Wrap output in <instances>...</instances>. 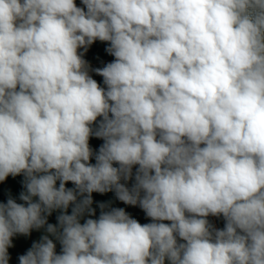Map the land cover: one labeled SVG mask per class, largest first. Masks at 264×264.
Masks as SVG:
<instances>
[{
    "label": "clouds",
    "instance_id": "clouds-1",
    "mask_svg": "<svg viewBox=\"0 0 264 264\" xmlns=\"http://www.w3.org/2000/svg\"><path fill=\"white\" fill-rule=\"evenodd\" d=\"M81 2L0 0V181L26 189L0 203V264L45 226L61 253L44 235L19 264H264V0ZM97 40L115 57L104 88L78 53ZM113 189L152 222L81 223Z\"/></svg>",
    "mask_w": 264,
    "mask_h": 264
},
{
    "label": "trees",
    "instance_id": "trees-1",
    "mask_svg": "<svg viewBox=\"0 0 264 264\" xmlns=\"http://www.w3.org/2000/svg\"><path fill=\"white\" fill-rule=\"evenodd\" d=\"M76 5H81V0H75ZM109 42L103 41H95L93 44V48L89 50H85L82 52L81 56L86 63H92L96 65V69L104 68L108 63L114 61L115 57L112 56L108 51ZM94 80L102 87H106L104 85L103 77L97 72L94 73L92 76ZM102 118H98L97 122L92 125L93 129L95 130L98 127V124ZM104 144V140L102 138H98L96 136H91L89 139V146L92 149L93 156L90 158L89 163L95 164V155L99 152L100 147ZM115 167H118L117 164L114 163ZM25 176L23 174L12 176L9 178L8 183L4 185H0V203H6L9 198L16 200L17 203H25L24 201L20 200V194L25 192L26 189L24 187ZM59 181H57V187L59 186ZM65 187L68 189H73L77 195V203H79L87 193L81 195L79 191L76 189V186L72 182H67ZM92 197V204L90 206V210H85L83 216L80 218V222L83 223L86 219H98L99 215L102 211H110L114 206L115 201L117 199V195L115 190L106 191L104 193L95 192ZM37 200L38 198H33ZM101 205H104L101 208ZM74 204H70L68 209L66 210L67 214L72 213V209ZM65 210L63 209H55L51 212L50 215H47V222L49 224L58 225L57 217L62 214ZM94 213V214H93ZM218 221L220 222L221 228H224L225 220L222 216L217 217ZM143 225V224H142ZM46 228V226H45ZM45 228L41 229H32L29 235H21L25 239V246H24V253L26 254L29 249L32 248L34 243H39L41 241V237L44 235H49V237L57 240L56 237L46 233ZM59 241V240H58Z\"/></svg>",
    "mask_w": 264,
    "mask_h": 264
},
{
    "label": "rangeland",
    "instance_id": "rangeland-1",
    "mask_svg": "<svg viewBox=\"0 0 264 264\" xmlns=\"http://www.w3.org/2000/svg\"><path fill=\"white\" fill-rule=\"evenodd\" d=\"M77 6L80 7V8H84L85 7L83 4L77 5ZM93 44L88 45L86 48L82 47V48L78 49V53L81 55L82 52H84L85 50H89L90 48H93ZM86 67H87L88 74L92 77L94 75V73L96 72L95 71L96 70V65H94L92 63H86ZM137 168H138V166H133L132 177L130 179L124 180L122 178L120 180V183L125 185V187H127L129 190H131L133 188V186L135 185V182H136L135 181V174H136ZM10 177H11V175H9L5 180L0 181V185H4V184L8 183ZM94 193L95 192L91 193V195H93ZM141 195H143V193H141ZM114 206L116 208H123L125 210V212L131 218L136 219L141 224H147V223H151L152 222L151 219L146 216L144 210L139 206V204H137V205L125 204L124 202L120 201L117 198L116 201H115ZM207 219H208L209 223L215 229H223V228H221L220 222L218 221V218L216 216H209ZM164 223H170V222L164 221ZM49 239L53 240V242L56 245V249L55 250H56L57 254H60L61 250H62V246H61L60 242L58 240H54L51 237H49ZM24 246H25V239L20 234H17L15 236H13V238H12V246L8 248V256H9L8 264H19V257L21 255H24L23 254L24 253V249H23ZM166 264H168L167 261H166Z\"/></svg>",
    "mask_w": 264,
    "mask_h": 264
}]
</instances>
